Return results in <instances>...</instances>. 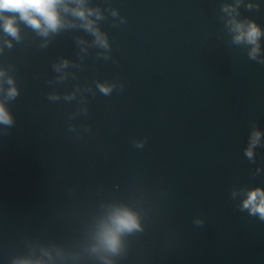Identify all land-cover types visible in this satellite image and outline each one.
<instances>
[{
    "label": "water",
    "instance_id": "95a60500",
    "mask_svg": "<svg viewBox=\"0 0 264 264\" xmlns=\"http://www.w3.org/2000/svg\"><path fill=\"white\" fill-rule=\"evenodd\" d=\"M65 4L47 35L0 21V264H264V220L243 207L264 190V35L253 59L230 23L264 31V0ZM118 208L139 229L112 252Z\"/></svg>",
    "mask_w": 264,
    "mask_h": 264
},
{
    "label": "clouds",
    "instance_id": "9594fccd",
    "mask_svg": "<svg viewBox=\"0 0 264 264\" xmlns=\"http://www.w3.org/2000/svg\"><path fill=\"white\" fill-rule=\"evenodd\" d=\"M78 4H82L83 0H76ZM63 6L65 12L69 11L65 0H0V21L3 22V30L7 34L16 37L18 34L17 17L31 28L47 35L49 30L56 31L61 27L59 19L58 6ZM251 7V5H249ZM224 10L230 15L235 11L231 5H225ZM73 15L85 20L84 27L93 31L100 44L106 46V41L102 38L97 29L93 28L92 21L88 20L91 15V10L82 7L71 9ZM232 30L235 32L234 40L236 43H247L252 45L250 56L255 59L260 51L259 40L264 31L251 20L240 21L233 16L230 21ZM4 74L0 72V76ZM10 87L7 89V97L14 99L18 95L17 88L11 78L7 80ZM100 90L104 94L110 92V88L105 85H100ZM0 123L11 124L12 116L3 102H0ZM261 133L254 131L251 137V143L246 150V155L251 158L253 156L252 148L259 142ZM245 209H250L251 214H259L260 218L264 220V190L255 188L250 190L247 198L243 202ZM139 229L138 218L136 214L127 208H118L111 216V223L105 225L101 231L100 239L106 249L116 252L121 245V235L125 232H132ZM18 264H32L28 260L19 261ZM39 264V262H37Z\"/></svg>",
    "mask_w": 264,
    "mask_h": 264
}]
</instances>
